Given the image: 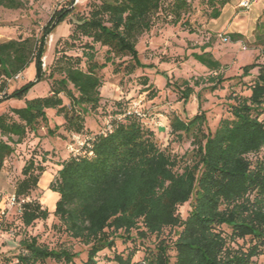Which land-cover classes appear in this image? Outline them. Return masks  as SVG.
I'll list each match as a JSON object with an SVG mask.
<instances>
[{"label":"trees","instance_id":"obj_1","mask_svg":"<svg viewBox=\"0 0 264 264\" xmlns=\"http://www.w3.org/2000/svg\"><path fill=\"white\" fill-rule=\"evenodd\" d=\"M198 1L209 19L218 18L230 2ZM192 3L91 0L86 13L61 7L52 12L38 35L0 42V101L23 100L19 107L0 113V167L15 153V146L29 134L37 136L40 127H45L50 137L62 127L70 134L66 144L72 135L91 137V147H83L82 154L67 152V158L57 157L54 171L47 150L39 158L30 155L11 195L19 205L24 227L46 220L49 211L30 195L38 189L44 172H54L48 184L58 196L52 213L69 237L87 247L82 264H98L97 255L114 250L117 238L130 242L131 247L126 253L114 251L109 261L116 264H258V257H264V11L253 29L252 45L258 53L236 77L241 81L252 70L255 76L247 94L228 96V116L221 117L210 130L203 110L183 117L175 111L168 114L166 125L172 141L188 140V151L178 155L161 147L137 111H113L96 132L85 123V115L101 105L100 71L113 65L115 72L131 75L152 67L140 60L138 38L149 32L157 19L194 33L188 21ZM25 6L22 0H0V8ZM69 14L73 21L64 43L69 48L79 43L81 54L60 53L45 73L41 58L47 38ZM228 36L232 41L242 37L234 32ZM95 45L105 48L102 61L96 59ZM189 57L209 73L206 78L194 77L174 85L166 79L165 87L175 90L182 103L190 99L195 87L213 92L231 78L217 72L221 62L206 45L183 58ZM31 63L34 78L7 94V81ZM143 76L146 85L148 78ZM46 80L50 81L46 94L26 97L31 88ZM147 88L148 97L155 98L156 88ZM47 109L62 117L61 125H48ZM186 203L189 209L183 217L179 207ZM151 237L153 246H145ZM136 241L145 252L141 258H135ZM20 245L22 252L13 264H45L47 260L75 264L76 253L65 247H48L34 236L21 239Z\"/></svg>","mask_w":264,"mask_h":264},{"label":"rangeland","instance_id":"obj_2","mask_svg":"<svg viewBox=\"0 0 264 264\" xmlns=\"http://www.w3.org/2000/svg\"><path fill=\"white\" fill-rule=\"evenodd\" d=\"M25 8L11 10L0 8V42L11 38L38 35L40 28L48 21L53 11L67 6L74 13H86L88 3L91 0H22ZM238 1L230 0L222 9V15L216 19H209L206 8L198 0H193V9L188 16V21L194 28L190 34L181 29L179 25H172L161 19L155 20L153 28L143 33L137 41V49L140 53V60L145 64L153 65L146 69H137L133 74H124L121 71L115 72L113 65H108L100 71L102 86L100 88L101 105L92 112L85 115V123L88 129L96 132L107 121L105 118L117 109L137 111L143 116L144 126L152 129L161 147H168L172 153L178 155L188 151L191 146L188 140L177 142L172 141L169 128L166 125L168 114L172 111L191 116L197 110H203L207 117V126L213 130L221 117L228 116V96L232 93L247 94L248 85L255 76V70L241 81L237 75L241 73V67L254 60L258 49L252 45L254 23L251 20L255 1L248 9L238 6ZM238 2V3H237ZM73 15L57 25L47 38L46 50L41 58L42 69L48 72L49 66L54 58L64 52L68 55H80L81 48L76 43L72 48L64 43L70 29ZM236 29L242 35L237 41H232L228 36V29ZM225 38V39H224ZM201 45H206L214 58L221 62L218 73L223 77H231L213 92L206 88L195 87L194 94L190 99L182 103L178 95L171 87H165L168 78L171 85L181 84L183 80H191L194 77L206 78L209 71L198 64L192 58L183 57L192 50L199 51ZM58 51V52H55ZM96 59L103 60L105 48L95 45ZM58 53V54H57ZM118 61V60H116ZM32 64V65H31ZM18 78L7 81L4 91L9 94L14 89L34 78L29 72L32 67L35 73L34 64L31 63ZM44 65V66H43ZM143 75H146L148 82L142 84ZM235 77V78H233ZM50 81H41L29 90L26 97H33L46 94L49 90ZM204 83H202L203 86ZM148 85L154 86L157 90L155 98L147 95ZM198 92L199 96H196ZM117 103H120L119 105ZM22 101L16 99H5L0 101V113L9 111L12 107H19ZM48 125L53 128L54 124L61 125L62 117L55 115L53 109H47ZM264 120V114L261 116ZM69 133L61 127L50 137L46 135V128L40 127L37 136L29 134L21 144L15 146V153L10 155L0 167V264H13L17 261L16 256L22 252L20 240L27 237H36L37 241L48 247H65L76 253L75 264H82L86 259L87 247L77 240L69 237L59 225L57 218L53 215L57 194L48 188V177L54 176L51 170L42 174L38 189L33 191L30 199H38L41 205L49 211L46 220L35 221L31 226L24 227L20 221L19 205L11 204L9 199L14 191V185L20 178V169L24 162L34 155L41 156L44 150L50 153V168L56 169L58 159L67 158L66 142L69 140ZM39 137V140L37 138ZM38 141V142H37ZM189 209L188 203L179 207L180 214L184 217ZM134 235V232H132ZM154 238L145 240V246L152 247ZM139 242L136 241V245ZM142 243V242H140ZM242 244V241H238ZM130 242L116 239L114 250H103L97 255L98 264H116L109 261L115 252L126 253ZM141 245L135 258H141L144 254ZM172 253V252H171ZM258 264H264V257L257 259ZM45 264H58L47 260Z\"/></svg>","mask_w":264,"mask_h":264},{"label":"built area","instance_id":"obj_3","mask_svg":"<svg viewBox=\"0 0 264 264\" xmlns=\"http://www.w3.org/2000/svg\"><path fill=\"white\" fill-rule=\"evenodd\" d=\"M252 3V0H241L238 3V6L248 9L250 7ZM225 39V38H224ZM42 65V64H41ZM44 66V65H43ZM19 75L15 76V78H18ZM1 94H0V98H1ZM109 128V127H108ZM83 147H91V137L88 135H72L71 136V141H69L66 144V150L67 152L71 153L73 156H77L83 153L82 148ZM11 204H14L15 198L13 196L10 197L9 199Z\"/></svg>","mask_w":264,"mask_h":264},{"label":"crops","instance_id":"obj_4","mask_svg":"<svg viewBox=\"0 0 264 264\" xmlns=\"http://www.w3.org/2000/svg\"><path fill=\"white\" fill-rule=\"evenodd\" d=\"M238 2H240V1H238ZM237 2V3H238ZM254 5H255V9H256V12L254 13L253 12V17L251 18V20L253 21V23L255 24V22H256V20H257V18L259 17V15L264 11V0H256L255 1V3H254ZM223 13V12H222ZM222 13H221V15H222ZM221 15L219 16V18L221 17ZM228 32H239V31H237L236 29H234V30H232V29H228ZM32 65V64H31ZM29 72L32 74H34L35 75V73H34V71H33V68L31 67L30 69H29ZM28 95V94H27ZM43 95V94H42ZM18 101H22V103H23V100H18ZM44 173H46V172H44ZM43 173V174H44ZM51 179H52V175L50 176V177H48V179H47V182H45L46 184H49V182L51 181ZM38 185L40 186V184H39V182H38Z\"/></svg>","mask_w":264,"mask_h":264}]
</instances>
